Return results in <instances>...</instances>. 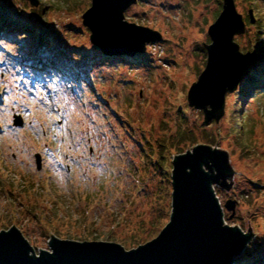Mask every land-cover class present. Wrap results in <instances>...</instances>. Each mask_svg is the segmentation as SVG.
<instances>
[{"label": "rangeland", "instance_id": "rangeland-1", "mask_svg": "<svg viewBox=\"0 0 264 264\" xmlns=\"http://www.w3.org/2000/svg\"><path fill=\"white\" fill-rule=\"evenodd\" d=\"M222 3L137 0L124 18L161 39L127 57L90 41L82 14L91 0H0V231L17 227L40 256L53 253L52 238L135 248L170 220L175 157L197 156L225 224L244 235L231 264H264V90L240 86L264 76V0H235L245 75L222 117L204 124L187 99Z\"/></svg>", "mask_w": 264, "mask_h": 264}, {"label": "water", "instance_id": "water-1", "mask_svg": "<svg viewBox=\"0 0 264 264\" xmlns=\"http://www.w3.org/2000/svg\"><path fill=\"white\" fill-rule=\"evenodd\" d=\"M136 1L91 0L83 12L82 21L91 31L90 41L104 53L134 55L143 52L146 43L161 39L158 30L124 18L125 9ZM244 31L245 22L235 0H223L221 12L208 27L205 67L187 92L189 106L203 110L204 124L222 117L225 96L240 81L244 59L234 36ZM14 123L21 125L22 119L15 115ZM188 163L196 179L192 180L182 168L173 172L170 220L144 244L125 249L114 241L58 239L51 256L35 259L20 230L12 226L0 231V264H231L244 237L225 224L223 208L208 188L197 156ZM37 166L40 167L39 155ZM235 206L231 198L224 203V208L231 211L230 217L235 214Z\"/></svg>", "mask_w": 264, "mask_h": 264}, {"label": "trees", "instance_id": "trees-1", "mask_svg": "<svg viewBox=\"0 0 264 264\" xmlns=\"http://www.w3.org/2000/svg\"><path fill=\"white\" fill-rule=\"evenodd\" d=\"M18 26V25H17ZM17 26H5V27H7V28H15V27H17ZM243 75H245V70L243 71ZM243 75L241 76V78L243 77ZM262 75H260V74H256V75H248L247 76V78H246V80L245 81H241V83H240V86L242 85L243 87H244V92L246 93L247 92V90H249V89H247V82L246 81H248V83H249V86L250 87H252L251 89H256V88H259L260 90H264V83H261V79H262ZM180 136V135H179ZM158 229L157 228H155L154 229V231L152 232V234H150V238L151 237H153V236H155L157 233H158ZM247 254L248 255H250V252L248 251L247 252ZM236 262H237V264H245V263H243V261H241V260H239V259H237L236 260ZM256 262V261H255ZM254 262V263H255ZM247 264H249V263H247Z\"/></svg>", "mask_w": 264, "mask_h": 264}, {"label": "bare ground", "instance_id": "bare-ground-1", "mask_svg": "<svg viewBox=\"0 0 264 264\" xmlns=\"http://www.w3.org/2000/svg\"><path fill=\"white\" fill-rule=\"evenodd\" d=\"M180 168L184 169L192 180H195L196 179V173H195V171L190 167V165H189L188 162H186V161L183 160V155H179V156L175 157V167H174V170L173 171L175 172L176 170H178ZM201 170H202V168H201ZM203 175H205V172L204 171H203ZM207 186H208V188L210 190L213 191L211 185L207 184ZM240 234H241V236L244 237V235L242 233H240ZM56 241L57 240L55 238H52V239H50V244L54 246V244H55ZM30 254L35 259L42 258L40 255H34L32 253H30ZM49 255L51 256L52 254H49ZM49 255H47V256H49Z\"/></svg>", "mask_w": 264, "mask_h": 264}]
</instances>
